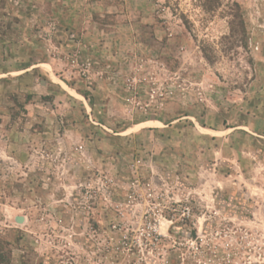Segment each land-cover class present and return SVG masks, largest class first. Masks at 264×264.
<instances>
[{"label": "rangeland", "instance_id": "rangeland-1", "mask_svg": "<svg viewBox=\"0 0 264 264\" xmlns=\"http://www.w3.org/2000/svg\"><path fill=\"white\" fill-rule=\"evenodd\" d=\"M0 264H264V0H0Z\"/></svg>", "mask_w": 264, "mask_h": 264}, {"label": "built area", "instance_id": "built-area-1", "mask_svg": "<svg viewBox=\"0 0 264 264\" xmlns=\"http://www.w3.org/2000/svg\"><path fill=\"white\" fill-rule=\"evenodd\" d=\"M188 215H190V212H188Z\"/></svg>", "mask_w": 264, "mask_h": 264}]
</instances>
